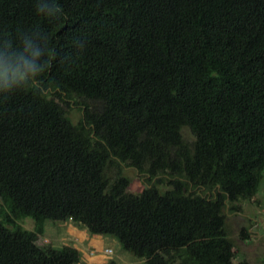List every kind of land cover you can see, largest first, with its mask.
<instances>
[{"label": "trees", "instance_id": "obj_1", "mask_svg": "<svg viewBox=\"0 0 264 264\" xmlns=\"http://www.w3.org/2000/svg\"><path fill=\"white\" fill-rule=\"evenodd\" d=\"M63 2L49 23L34 0H0V32L41 25L59 56L50 93L0 97V264H83L37 244L49 220L145 264H251L227 221L264 181V0Z\"/></svg>", "mask_w": 264, "mask_h": 264}, {"label": "rangeland", "instance_id": "obj_2", "mask_svg": "<svg viewBox=\"0 0 264 264\" xmlns=\"http://www.w3.org/2000/svg\"><path fill=\"white\" fill-rule=\"evenodd\" d=\"M80 107L81 105L72 103L67 108L69 116L76 123L82 118ZM183 134L188 141H194L188 128L184 129ZM125 174L132 180L130 191L135 194L141 193L149 184L148 178L133 168H125ZM238 206L241 210L228 211L227 221L228 231L236 245V262L247 260L251 264H264V181L260 192L253 199L241 201ZM22 224L30 231L34 229L31 218L25 219ZM243 229H246L249 239L242 237ZM37 244L56 249L63 246L77 248L82 254L83 264H145V260L138 259L123 249L115 238L95 235L85 226L73 221H47L45 234Z\"/></svg>", "mask_w": 264, "mask_h": 264}, {"label": "clouds", "instance_id": "obj_3", "mask_svg": "<svg viewBox=\"0 0 264 264\" xmlns=\"http://www.w3.org/2000/svg\"><path fill=\"white\" fill-rule=\"evenodd\" d=\"M34 13L49 23L68 20L63 0H34ZM58 58L50 31L41 25L21 27L8 35L0 32V97L50 93L55 82L48 77Z\"/></svg>", "mask_w": 264, "mask_h": 264}]
</instances>
